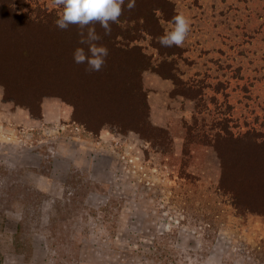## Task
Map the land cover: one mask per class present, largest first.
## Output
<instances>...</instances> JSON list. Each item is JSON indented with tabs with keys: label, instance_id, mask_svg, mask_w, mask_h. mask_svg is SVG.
Segmentation results:
<instances>
[{
	"label": "rangeland",
	"instance_id": "rangeland-1",
	"mask_svg": "<svg viewBox=\"0 0 264 264\" xmlns=\"http://www.w3.org/2000/svg\"><path fill=\"white\" fill-rule=\"evenodd\" d=\"M140 1L134 10L162 5ZM167 1L170 9L156 15L164 32L175 15L189 18L185 42L174 45L176 59L183 79L201 92L198 115L192 99L181 96L186 116L172 106L171 146H153L131 129L95 131L91 92L98 87L76 77L83 86L68 90L79 69L61 52L65 83L56 92L51 61L38 63L56 27L26 20L17 26L13 19L58 18L54 0H11L13 21L0 13V264H264V190L237 180L239 199L232 201L219 189L216 150L194 144L184 156V141L174 140L194 114L234 136H264V0ZM68 29L62 32L75 36ZM138 44L157 57L150 39ZM86 118L95 121L92 131L78 122ZM249 151L258 177L264 151ZM236 178L246 179L245 170Z\"/></svg>",
	"mask_w": 264,
	"mask_h": 264
},
{
	"label": "trees",
	"instance_id": "trees-1",
	"mask_svg": "<svg viewBox=\"0 0 264 264\" xmlns=\"http://www.w3.org/2000/svg\"><path fill=\"white\" fill-rule=\"evenodd\" d=\"M144 1L145 0L140 1L141 5ZM126 4L127 0H125V6L122 7L119 21L111 23L110 34L105 35V30L100 24L94 22L97 33L102 37L97 43L103 44L109 49L106 62L99 71H90L86 64H77L73 60L72 51L77 46H81L78 43L81 29L77 25L69 26L70 29L73 28L70 33H74L75 35L71 36L69 33L67 35L64 34V32H69V29L60 30V28L57 27L55 24L57 18L54 17L32 14H22L23 17H20L17 14L15 17L13 16V19H15V22H19L16 24L17 26L20 23L31 21L47 23L48 29H50L51 26L56 27L52 28V35H54V37L53 40L50 41V48L48 49L47 46L43 49L45 57H42L40 54L39 66L43 65L47 60L51 61L52 69L50 73H55L59 76L58 79L56 78L58 81L54 82L57 83L54 84L51 80V84L55 86L53 88H56V92H63L62 89L64 90V86L62 87V85L65 81L63 80V76H61L62 63L57 60V54L61 52L62 58L70 63V68L73 66L79 69L77 73H73L74 79L69 78V81H67L68 83H65L68 90L79 91L78 86H83L82 82L76 81V77H78V80H83L85 85H89V88L92 85V90L93 86L98 87V89L100 88L99 93H97L98 89L97 91L94 90L91 92L94 96L92 101L95 99L98 106L96 113L98 121L94 124H97L95 126V128H97L95 131L103 125L115 126L120 130L131 129L137 131L143 136L144 140L151 143L153 146H159V144L171 146L172 140L169 132L164 128L154 126L149 119L147 93L142 83L143 72H154L163 78L170 79L174 85V89L171 93L172 96L180 95L192 99L196 104L195 109L197 115L199 114L197 102L199 96H201V92L198 91L199 86L196 83L183 79L184 76H187V73L179 66V61L176 59L177 51L175 50V46L166 47L159 43L158 38L165 32L160 23V18L156 14L158 11L165 13L164 7H169L170 5L168 1L162 0L161 7L154 9H149L148 5L141 6L139 10H134L135 8L128 9ZM7 12L10 14L11 19V0H5L0 4V13ZM0 21L5 24L3 19L1 20L0 18ZM84 31L86 32V29H84ZM62 36L65 37L62 43L63 47L66 49L62 47L60 51L58 48L61 47L59 39ZM148 39H150L151 47L155 50L157 57L152 53L145 52L143 50L144 48L139 46L138 42ZM65 40L67 43L71 44L73 50L71 49L70 51L68 44L64 43ZM83 47L87 48V45H83ZM116 55L121 58L119 62H115L114 57H116ZM30 63V69L37 68L39 72L40 69H38V66L33 62ZM115 63L118 64L116 65ZM80 69L83 70L82 75ZM67 78L68 77L65 79L67 80ZM101 89L103 90L102 92ZM72 105L74 110H76L79 104L74 102ZM196 114L192 116V125L185 123L183 125L185 134L183 137L182 155H189L190 146L194 144L213 147L220 159L219 189L232 196V201H237L239 199L234 189L237 180L248 184V186L246 185L247 187H256V190H262L263 192L264 167L258 168V177L252 174L250 162L252 160L255 162L256 158L252 159V157H250L249 149L251 150L253 148L258 154L259 152L262 153L264 151V136L256 135L252 132H245L234 136L226 128V125L222 126L219 124L218 127L213 123L208 124L205 119L199 120ZM78 122H80L82 126L88 128L89 131H92V127L89 124L95 121H90L89 118H86ZM223 147L228 149L231 153L230 157L225 155L227 151H225ZM240 169L245 170L246 179L236 178Z\"/></svg>",
	"mask_w": 264,
	"mask_h": 264
},
{
	"label": "clouds",
	"instance_id": "clouds-1",
	"mask_svg": "<svg viewBox=\"0 0 264 264\" xmlns=\"http://www.w3.org/2000/svg\"><path fill=\"white\" fill-rule=\"evenodd\" d=\"M136 2L137 0H127L126 7L133 9ZM54 3L61 8L55 20L58 28L68 29L70 25H77L81 29L78 42L81 46L73 50L74 62L86 64L90 71L101 70L109 49L97 43L102 37L97 33L94 22L100 24L105 35L110 34L111 23L119 21L125 0H54ZM169 23L171 27L158 38L159 43L166 47L182 46L190 31L189 18L181 13L175 15ZM83 45H87V48Z\"/></svg>",
	"mask_w": 264,
	"mask_h": 264
},
{
	"label": "crops",
	"instance_id": "crops-1",
	"mask_svg": "<svg viewBox=\"0 0 264 264\" xmlns=\"http://www.w3.org/2000/svg\"><path fill=\"white\" fill-rule=\"evenodd\" d=\"M147 81L152 84L148 85ZM143 87L147 93V103L149 106V119L154 126L161 127L167 130L168 125L170 129L171 122L170 114L174 109L179 110L180 114L186 116L181 109L180 100L183 99L179 95L172 96V90L174 85L170 79L163 78L158 74L150 71H145L142 74ZM169 104V105H168ZM61 118V115L57 117V120ZM183 140L182 136H174V140ZM181 144V151H182Z\"/></svg>",
	"mask_w": 264,
	"mask_h": 264
}]
</instances>
